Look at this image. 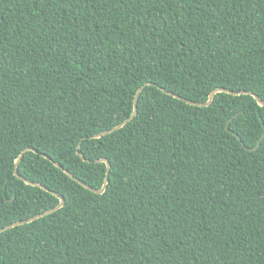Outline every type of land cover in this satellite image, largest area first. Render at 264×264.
<instances>
[{
	"label": "trees",
	"instance_id": "trees-1",
	"mask_svg": "<svg viewBox=\"0 0 264 264\" xmlns=\"http://www.w3.org/2000/svg\"><path fill=\"white\" fill-rule=\"evenodd\" d=\"M218 88L264 101V0H0V229L59 204L26 149L64 198L0 264H264V107Z\"/></svg>",
	"mask_w": 264,
	"mask_h": 264
},
{
	"label": "water",
	"instance_id": "water-1",
	"mask_svg": "<svg viewBox=\"0 0 264 264\" xmlns=\"http://www.w3.org/2000/svg\"><path fill=\"white\" fill-rule=\"evenodd\" d=\"M142 88L138 89L135 96H134V100H133V111H132V114L130 115V117L128 119H126L125 121H123L121 124H119L118 126L114 127L113 129L111 130H108V131H105L101 134H98L96 136H94L95 138H99L103 135H106V134H109L111 132H114L116 130H119L120 128H122L126 123H128L129 121H131L134 116L137 114V98H138V95L140 94ZM162 91H165L164 89H161ZM168 95L170 96H173L174 98H177V99H180L182 101H185L184 99L180 98L179 96L171 93V92H166ZM218 93H226V94H230V95H250L252 96L257 104L261 107H264V103H261L262 100H260L258 98V96H256L255 94L251 93V92H232V91H229V90H226V89H221V88H218V89H215L213 90L212 92H210L209 96H208V99L205 103H192V102H189V101H185L187 102L188 104H191V105H194V106H198V107H207L209 106L212 102H213V99H214V96L215 94H218ZM232 119H230L226 124H225V130L227 132H230L229 130V122L231 121ZM234 136L237 138V140H239V142L241 143V145H243V143L240 141V138L238 137V135L234 134ZM264 138V134L260 137V139L258 140V142L256 143V146L254 148H251L250 150H256L262 139ZM244 146V145H243ZM29 149H26L24 150L18 157L17 159L15 160V163H14V176H16L18 179L22 180L25 184H28V185H31V186H38L40 188H43L44 190H46L47 192H50L52 195H54L57 199H59V204L53 208L52 210H49V211H46L44 212L43 214H40V215H37L35 216L33 219H30L28 221H20V222H16V223H13L7 227H5L4 229H0V233L3 232L4 230H7V229H11L13 227H16V226H20V225H23V224H26V223H29L31 222L32 220L34 219H37V218H40L44 215H47V214H50L52 212H55L56 210L60 209L63 205H64V198L62 196H60L59 194L53 192V191H50L48 189H45L44 187H42L41 185H38V184H35V183H31L27 180H25L24 178H22L18 173H17V165L19 163V161L21 160L23 154L25 152H27ZM77 155L79 156V152L77 151ZM44 158H47L46 156H43ZM87 162V160H84ZM97 163H104L106 165V172H105V178H104V181H103V184H102V187L99 189V190H96V189H93L87 185H85L83 182L77 180L76 178H73L72 177V174H70L67 170L63 169L58 163H53L55 167H57L58 169H60L64 174H66L67 176H69L70 178H73L74 181H76L79 185H81L82 187H84L85 189L91 191V192H94L96 194H103L105 189H106V185H107V180H108V174H109V170H110V167H109V162L106 160V159H100V160H97L96 161Z\"/></svg>",
	"mask_w": 264,
	"mask_h": 264
},
{
	"label": "snow or ice",
	"instance_id": "snow-or-ice-1",
	"mask_svg": "<svg viewBox=\"0 0 264 264\" xmlns=\"http://www.w3.org/2000/svg\"><path fill=\"white\" fill-rule=\"evenodd\" d=\"M261 103H264V101H262Z\"/></svg>",
	"mask_w": 264,
	"mask_h": 264
}]
</instances>
